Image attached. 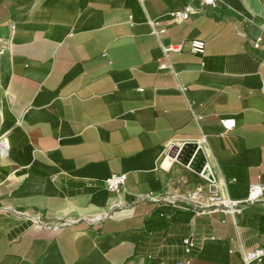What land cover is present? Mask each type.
I'll list each match as a JSON object with an SVG mask.
<instances>
[{"label": "crops", "instance_id": "crops-1", "mask_svg": "<svg viewBox=\"0 0 264 264\" xmlns=\"http://www.w3.org/2000/svg\"><path fill=\"white\" fill-rule=\"evenodd\" d=\"M187 4L0 0V264H245L264 247V200H213L264 186V0L175 21ZM187 142L209 175L170 155Z\"/></svg>", "mask_w": 264, "mask_h": 264}, {"label": "built area", "instance_id": "built-area-1", "mask_svg": "<svg viewBox=\"0 0 264 264\" xmlns=\"http://www.w3.org/2000/svg\"><path fill=\"white\" fill-rule=\"evenodd\" d=\"M200 6L196 7L191 4H187L185 7L175 10L172 15L175 21L180 22L183 20L188 19L191 15L199 12L201 8L204 6H212L216 7L220 3V0H199ZM155 32L157 34L160 33V30L155 29ZM262 38H259L256 42V47H259L261 44ZM206 48V42L201 39H194L192 41V50L197 53H204ZM167 51H179L182 49L181 45H171L168 47H165ZM6 52V42L3 37L0 36V62L2 57L4 56ZM167 66L164 64L162 65V68H166ZM237 124V121L235 118H224L222 119V125L225 127V129L230 130L234 128ZM9 150V142L8 138L5 134L0 136V153L5 154ZM127 181V174L125 173H114L111 174L107 178V187L108 189L115 193L118 197L124 192L125 185ZM1 189V184H0ZM214 202L219 205H225L228 210H231L233 212H237L241 210V205L247 204V203H254L261 200H264V186L260 183H255L250 186V191L248 197L243 201H235L229 198L227 195L221 193L218 196H215L213 198ZM122 202L117 201L115 203V207L121 206ZM114 208L111 210L100 214L97 218V220H102L105 218H108L112 216L114 212ZM77 220H64L62 222H59L58 224H55L53 227L59 228V227H67L72 226L74 223H76ZM186 244L188 246V250L194 245L192 239L188 238L186 240ZM264 259V247L255 248L252 250H248L244 253V261L245 264H252L255 261H262Z\"/></svg>", "mask_w": 264, "mask_h": 264}, {"label": "water", "instance_id": "water-1", "mask_svg": "<svg viewBox=\"0 0 264 264\" xmlns=\"http://www.w3.org/2000/svg\"><path fill=\"white\" fill-rule=\"evenodd\" d=\"M170 155L184 164L190 165L199 173H207V175L210 173L209 170L206 171L208 165L207 154L197 142H187L182 146H174L170 151Z\"/></svg>", "mask_w": 264, "mask_h": 264}]
</instances>
